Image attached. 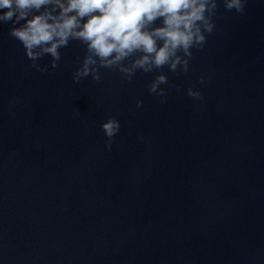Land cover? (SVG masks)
<instances>
[{"label":"water","instance_id":"95a60500","mask_svg":"<svg viewBox=\"0 0 264 264\" xmlns=\"http://www.w3.org/2000/svg\"><path fill=\"white\" fill-rule=\"evenodd\" d=\"M210 17L175 69L78 79L84 42L29 59L0 22V264H264V0Z\"/></svg>","mask_w":264,"mask_h":264},{"label":"clouds","instance_id":"9594fccd","mask_svg":"<svg viewBox=\"0 0 264 264\" xmlns=\"http://www.w3.org/2000/svg\"><path fill=\"white\" fill-rule=\"evenodd\" d=\"M227 10L243 13L247 0H223ZM217 0H0V22L15 18L23 21L10 34L24 47L29 59L40 52L59 59V49L70 39L84 42L92 56L86 58L76 79L87 75L93 56L104 66H111L135 52H141L135 66L145 70L151 65L170 64L175 69L183 50L190 55L193 45H203L204 32L211 33L210 14ZM159 20L158 26L155 22ZM185 68L187 62L184 61ZM55 66V61L53 62ZM166 77H158L164 82ZM153 83L150 91H155ZM199 97L198 92L189 90ZM138 106L140 102L138 101ZM101 128L109 138L120 130L119 121L109 117ZM111 148V143L107 145Z\"/></svg>","mask_w":264,"mask_h":264}]
</instances>
